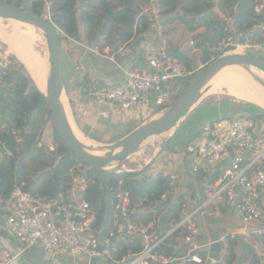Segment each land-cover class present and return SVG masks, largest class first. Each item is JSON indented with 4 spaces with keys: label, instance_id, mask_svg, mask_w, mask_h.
I'll use <instances>...</instances> for the list:
<instances>
[{
    "label": "built area",
    "instance_id": "built-area-1",
    "mask_svg": "<svg viewBox=\"0 0 264 264\" xmlns=\"http://www.w3.org/2000/svg\"><path fill=\"white\" fill-rule=\"evenodd\" d=\"M142 17L153 20L157 29L155 39L147 50L146 67L120 59L123 45L88 44L60 30L85 52L114 63L123 75L115 84H103L96 77L89 76L81 93L84 99L127 111H158L160 107L167 108L172 104L185 79L196 76L217 57L228 53L255 55L264 52V0H257L254 5L251 27L242 29L236 25H225L223 34L208 47V60L193 64L174 54L170 41L163 34L162 0H144L132 23L136 31L142 27ZM194 43V40L189 42L191 46ZM5 56V52L0 50V65L6 62ZM5 131L9 130L0 126V162L13 155L3 139ZM48 149L54 152L56 146L50 143ZM186 152L191 157L193 172L205 176L215 174L213 188L190 210L182 202L180 219L163 235L155 232L152 224L135 221L131 192L121 186L115 194L110 229L105 234H96L88 201L75 205L66 200L69 191L49 199L16 185L1 201L6 211L8 231L26 247L39 245L52 263L59 262L66 253H78L90 259L88 264H93V258H102L106 262L112 260L115 264H203L206 259L202 253L205 245L197 242L200 227L196 215L212 202L223 201L244 222L264 217V120L238 116L208 121L198 138L186 146ZM165 175H168L169 189L161 195V199L169 198L179 181L177 173ZM175 231H180L177 245L183 248L182 255L167 254L162 249L166 238ZM252 232L263 236L264 227ZM243 234L248 235V232ZM137 238L142 243L141 248L136 252L129 249L116 262L113 259L114 246ZM17 261V255L0 242V264H18Z\"/></svg>",
    "mask_w": 264,
    "mask_h": 264
},
{
    "label": "crops",
    "instance_id": "crops-1",
    "mask_svg": "<svg viewBox=\"0 0 264 264\" xmlns=\"http://www.w3.org/2000/svg\"><path fill=\"white\" fill-rule=\"evenodd\" d=\"M46 4L48 5V2H46ZM116 5L118 6V8L126 6L131 8L134 12H138L142 4L141 0H116ZM216 8L218 13L217 16L224 17L227 20L226 23L224 25H213L211 23V20L213 18L212 17L208 20L209 22L207 26L205 24H202L195 31H192L190 29L192 23H184L179 19L165 22L166 19L171 18L174 15H184L186 17H192L178 10L177 5L174 12L170 14L163 13V34L170 41L174 54L185 55L188 57L190 52L188 53L187 50L191 47L189 42L190 40H193V37H199L201 39L205 38L206 40L210 38L212 39L211 42H208L201 47H197L195 43L193 51H200L201 48L205 47L206 45L209 47V45L212 44L216 40V38L222 34L225 25H235V16L238 13L237 5L234 7L225 6L222 0V4L219 3ZM164 9H166V7ZM186 10L187 9L185 8V11ZM208 11H203V13H206ZM232 11L235 13L234 15H230ZM112 24L114 28L109 38H106L105 34L97 33V35L92 40H87L84 38L83 27L82 24H80V41L88 44L103 43L111 44L113 46L123 45L124 49L123 52L119 55L120 59H123L126 62L129 61L135 64H139L142 67H146L145 58L147 50L153 43L156 36V23L151 20L148 27H142L137 31L132 26L130 27V25V29H128L127 25H123L121 23L112 22ZM104 26H106V24H104ZM212 36H215V38H213ZM71 46L73 47L72 52H65L64 54H60L62 73L64 77V89L73 117L71 121L79 135L80 132H82L87 133L95 139H101L103 136H105L106 132L111 131V128L113 127L110 121L107 120V116H109L111 113L118 114V120H126V117H120L121 114L119 113L121 111L128 112L131 116L132 112L127 110L123 111L115 106L99 103L93 99H84L81 93L89 76L96 77L103 84H115L122 79L123 75L116 67V65L111 61H108L92 53L85 52V50L74 41L71 42ZM184 46H186V48H183ZM208 47H206L205 49H208ZM5 55V58L7 59L5 63H10L12 59L9 60L6 52ZM16 58L15 62H20L19 59H17L16 61ZM16 63L15 67L20 70L17 67ZM77 66L81 68L77 69ZM67 92L73 100L75 114L70 104ZM12 100V97L8 96V101L12 102ZM203 106L205 105L203 104ZM213 111H217V115H219V117L247 116L243 110L233 109L228 105H220L217 109H209L208 107H206L204 109V112L201 111V113L205 114V116L207 117L206 122L215 119V117L208 118L209 114ZM253 115L254 114H252L251 116ZM15 124L16 123L14 115L8 109L4 110L3 112L0 111L1 127L5 129H15ZM172 140L170 141V143L172 142ZM50 143L51 142L48 139H43L38 144V146H41L42 144L48 145ZM46 151L49 150L46 149ZM160 151L161 150L156 151V153H154L142 165V168H144L152 160L154 161L147 168L145 174H147L148 176H153L158 172H163L164 174L177 173L179 175L178 186L169 196L170 203L174 204L177 201H180L181 203L184 202L187 204L189 210L196 207V205H198L203 199H205L206 196L209 195V193L212 191L215 174L205 176L193 172L191 170L192 160L190 155L186 152V147L185 150L181 153L179 149H176V147L173 146V149L170 152L167 151L168 156L166 157V159L158 163L156 159L161 154ZM52 157H54L53 159L55 161L58 160L56 159L58 157L56 154H52ZM45 170L51 171L52 168H46ZM82 173L84 172L81 170V174L73 178L71 186L72 189H69L67 195L68 201L75 205L86 200L87 194L95 195L93 190H89V185L93 184V182L88 181L85 177H83ZM102 194L103 196H105L106 200H108V191L104 189L102 190ZM2 199L3 197L0 194V211H2V213H0V242L13 254L17 255L18 264H88L90 262V259H88L84 254L66 253L60 257L59 262L52 263V261H50L44 254L42 248L39 245L36 244L31 247H26L21 240H19L14 235H11L8 231L6 224V211L3 209L1 204ZM109 204L112 205V201H109ZM147 207H150V210H145ZM165 212L166 210L164 209L157 212V210L153 209L151 207V204L149 205V203H147L145 200H142L138 204V206L133 208L135 221L137 223L152 224L154 226L155 232H158V225L160 224V220ZM174 214L175 213L169 214L164 222L168 223L169 218H171V216ZM98 216L99 206L92 205V224L93 222H95ZM196 218L200 227V233L197 236V242L201 245H205L202 253H204L206 258L209 251L208 246L211 242H213L214 240L224 242V246L222 247L220 252L221 258L218 262H214V264H264V235L261 236L252 232L256 228L264 227V217L258 221L244 222L242 218L234 210L229 209L223 201H214L203 212L198 213L196 215ZM104 221L105 219L103 218V221H101L100 229H98L97 226H93L94 233L102 234V229L106 225ZM110 227L111 221L109 220L107 229L109 230ZM244 231H247L248 235L243 234ZM168 237L171 238V242L169 243L172 246L171 253L182 255L183 248L177 245L180 234L179 236L177 234H175L174 236L170 234ZM229 240H233L234 242L233 258L227 256L226 246ZM131 245L132 247L130 249L134 247L137 248L138 246H141L142 243L140 239L137 238L136 242H132ZM125 254L126 253L124 252V247L121 243L114 246L113 259L116 260V262L120 261ZM92 263L106 264V260L98 258L96 262ZM203 264H205V262Z\"/></svg>",
    "mask_w": 264,
    "mask_h": 264
},
{
    "label": "trees",
    "instance_id": "trees-1",
    "mask_svg": "<svg viewBox=\"0 0 264 264\" xmlns=\"http://www.w3.org/2000/svg\"><path fill=\"white\" fill-rule=\"evenodd\" d=\"M24 10H29L35 14H43L48 2L51 19L56 26L66 33L69 37H74L80 40V24L83 27L84 38L92 40L98 33L105 34L109 38L113 31L112 22L127 25L128 29L133 27L134 12L129 7L118 8L116 0H19L15 4L12 0H5ZM257 0H223L225 6H238V13L235 16V25L239 28L246 29L252 25L253 9ZM82 3L83 5H78ZM222 4V0L220 2ZM163 13L170 14L175 11L176 4L173 0H162ZM166 7V9H164ZM211 6L199 8L198 6L187 9V12L200 13L202 9H209ZM79 8V12H78ZM118 8V9H117ZM212 11L201 14L198 17H186L184 15L173 16L165 20H181L184 23H192L190 29L197 30L202 24L208 25V20L211 18ZM232 11L230 15H234ZM212 19L213 25L219 24L221 17ZM104 21V22H103ZM151 20L148 17H142L141 25L143 28L148 27ZM221 23V22H220ZM106 24V26H104ZM130 25V27H129ZM140 27L138 30H140ZM223 34V32H222ZM221 34V35H222ZM60 45L64 40H68L71 44V39L64 36L61 32ZM213 37V36H212ZM208 40V41H207ZM203 38L196 43L197 47H201L212 39ZM0 50L1 47H0ZM61 52V49L59 48ZM182 59L188 60L185 55H177ZM209 58V50L205 49L201 56L202 61H207ZM20 67H24L20 64ZM26 67V66H25ZM20 69V68H19ZM193 77H189L183 81L186 87ZM68 93V92H67ZM8 96L12 97V102L8 101ZM69 101L74 111V103L69 93ZM9 110L15 118V129H10L3 133V139L13 151V155L0 162V194L3 198L7 197L14 186L21 185L25 191H29L34 195H39L46 198H54L60 193H67L72 186L74 177L81 174L79 165L80 160L76 157L72 150L68 148L65 142L60 138L55 131L60 143L56 145V150L53 152L46 151L44 146L37 147L41 142L43 128L47 122L52 121V112L47 103L46 97L41 92L39 87L34 82L32 76H26L22 69L18 70L15 67L14 61L3 63L0 65V111ZM163 109L160 107L158 110ZM75 114V111H74ZM41 115L42 121L40 128L35 124H31L32 119ZM258 119L264 120V113L258 114ZM173 138V137H172ZM169 139L168 143L172 140ZM23 148V149H22ZM22 149V151H20ZM161 152V151H160ZM52 154H56L59 159L55 165V160ZM152 160L147 166L138 171H86L82 173L88 181L93 182L89 185V190H93L95 195L87 194L86 201L90 206H99V216L93 222L92 226L101 227V221L105 219L106 225L102 229V234L108 231V223L111 221V212L115 194L121 186L131 192L132 207L145 200L155 210H166L165 214L158 225V233L165 234L172 228L180 219L181 202L177 201L174 204L170 203V198L161 199V195L169 189L168 175L163 172H158L153 176L145 174L147 168L153 163ZM46 168H52L51 171H46ZM93 175H95L93 177ZM212 180V179H211ZM122 181V184H120ZM108 191V200L102 194V190ZM100 194V196H99ZM68 201V199H66ZM112 201V205L109 204ZM106 204V205H105ZM101 213V214H100ZM168 223L164 222L166 217L171 214ZM133 216L135 214L133 213ZM106 231V232H107ZM180 231H175L172 236ZM132 242L136 240L121 243L124 247V252L127 254L132 247ZM171 238L167 237L162 247L167 254L171 253L172 246L169 244ZM141 246L132 248L133 252L138 251ZM227 256L234 257V242L229 240L226 246ZM106 264H115L112 260ZM196 264V263H193Z\"/></svg>",
    "mask_w": 264,
    "mask_h": 264
},
{
    "label": "water",
    "instance_id": "water-1",
    "mask_svg": "<svg viewBox=\"0 0 264 264\" xmlns=\"http://www.w3.org/2000/svg\"><path fill=\"white\" fill-rule=\"evenodd\" d=\"M0 18H11L42 30L48 48V60L50 64L49 76L47 79L46 93L41 92L46 97L47 103L52 112V123L55 131L65 142L70 150L80 160L79 168L83 171H112L120 172L121 164L150 137L161 135L174 129L198 104L203 88L209 78L231 65L248 64L264 71V61L251 53H228L217 57L207 64L202 71L178 94L173 103L167 107L166 112L159 118L134 129L123 138L108 145L107 150H100L93 145L82 142L76 136L67 112V102L64 96V77L60 59V29L52 21L51 17L44 14H35L29 10H24L6 1L0 0ZM254 118L258 114L253 115ZM94 148V151H89ZM97 151V152H96ZM100 151V152H98ZM59 159V158H58ZM118 162L115 170L106 169V166L113 162ZM58 160L55 161V165ZM145 210H150L147 207ZM2 213V211H0ZM224 246L223 241L214 240L209 244L208 256L205 264H214L221 258L220 252ZM93 258L91 261L96 262Z\"/></svg>",
    "mask_w": 264,
    "mask_h": 264
},
{
    "label": "rangeland",
    "instance_id": "rangeland-1",
    "mask_svg": "<svg viewBox=\"0 0 264 264\" xmlns=\"http://www.w3.org/2000/svg\"><path fill=\"white\" fill-rule=\"evenodd\" d=\"M5 1V0H3ZM19 0H12V2L15 4ZM38 1V0H36ZM220 0H174V3L177 5L178 10L184 12L185 14L189 16H195L198 17L201 14H203V11H212L211 13V18L212 19H218L217 17V8L216 6L219 4ZM144 0H141V4H143ZM78 5H83L82 3H78ZM198 6L199 8H204L205 6H211L209 9L205 8L202 9L200 13H193V12H187L185 11L186 9H190L193 7ZM221 8V7H220ZM45 16L51 17L50 9L48 5L46 4L44 13ZM226 16V15H225ZM226 19L224 17H221V23L219 24H225ZM104 22V21H103ZM0 29L4 30L7 34L13 35L15 37L18 32L23 31L26 29V25L21 23V21L11 19V18H0ZM17 32V33H16ZM36 31V38L33 43V49L35 50L36 54L41 57V61H43V64L47 67L48 71L50 69V64L48 60V48H47V42L45 39V36L43 35L42 32ZM99 32V31H98ZM97 32V33H98ZM60 33V32H59ZM165 36V35H164ZM216 36V35H215ZM213 36V38H215ZM195 43L200 42L202 39L193 37L192 38ZM195 43L187 50L189 54L188 56V62L190 64L193 63H198L201 62V56L203 55V50L208 47L207 45L205 47H202L200 51H193V48L195 47ZM0 47L1 49L7 53L9 60L12 59V61L15 62L17 59H19L20 62L16 63L17 67L22 69V72L28 76L30 73L28 72L27 68L25 67H20V64H24L21 59L16 55L14 50L10 47L9 44L3 42V40L0 38ZM61 52L60 54H64L65 52H72L73 47L71 46L70 42L68 40H64L61 45H60ZM255 55L264 61V52H257ZM230 67V68H229ZM229 67H226L222 72H224L222 75L225 76H231L232 74L236 73H246L252 80H255V72L256 68L255 67H246L245 65H231ZM201 72V71H200ZM198 72L196 76L200 73ZM31 76V75H30ZM194 76L193 79L196 77ZM192 79V80H193ZM216 80V79H215ZM214 80V81H215ZM256 81V80H255ZM214 83V82H213ZM210 85V84H209ZM184 85H181L178 94H180L183 89ZM65 91V89H64ZM65 100L68 103V98L66 95V92H64ZM176 96V97H177ZM175 97V99H176ZM174 99V100H175ZM173 103V102H172ZM229 103V104H228ZM203 104L205 106H203ZM209 104V105H208ZM220 105H225L232 107L233 109H239L243 110L247 116H251L252 114H259V113H264V108L260 107L259 105L250 102V101H245L243 99L237 98L235 96H232L229 93H226L224 91H216V88L214 84L210 88L209 92L207 95H205L198 104L195 106V108L188 114L186 118H184L170 133H165L161 135H156L153 137H150L147 139L139 148L136 152L132 153L122 164H121V169L126 170V171H138V169L142 168V165L154 154L156 151L161 150V154L158 156L156 161L162 162L166 159L168 156V152H170L173 149V146L176 147V149H179L180 152L182 153L185 150V147L195 139L198 138L201 129L204 125V123L207 120V117L205 114L201 113V111L204 112V109L208 107L209 109L215 108L217 109L218 106ZM69 106V105H68ZM166 106V105H165ZM164 106V107H165ZM166 108H163L158 111H153V110H138L134 109L131 110V116L130 113L128 112H120L121 114L120 117L125 118L126 120H118L119 116L118 114H110L107 116V120L110 121L112 124V130L106 132L105 136H103L101 139H95L92 136L88 135L87 133H82L80 132V136L82 139L85 141L86 144L88 145H93L97 147L98 149L102 150H107L108 145L113 144L117 140L123 138L126 136L128 133L133 131L134 129L148 123L149 121H152L157 117V115ZM200 109V110H198ZM122 110V109H120ZM124 111V110H123ZM70 114L72 117V113L70 110ZM127 115V116H126ZM129 117V118H128ZM209 117H215V119L219 118V115H217V111H213L212 113L209 114ZM42 116L39 115L37 118L32 119L30 121L31 124H35L37 128H40L41 121H42ZM73 118V117H72ZM43 134H42V139H48L54 146L58 145L60 143V140L55 134V129L53 126L52 121L47 122V124L43 128ZM10 130V129H8ZM79 135V134H78ZM173 137V138H172ZM172 138V142L168 143L169 139ZM90 142V143H89ZM49 145V144H48ZM47 144H42L46 149H48ZM42 146H37L42 147ZM23 149V148H22ZM22 149L20 151H22ZM49 150V149H48ZM97 152V151H96ZM100 152V151H98ZM58 159V157L56 158Z\"/></svg>",
    "mask_w": 264,
    "mask_h": 264
},
{
    "label": "bare ground",
    "instance_id": "bare-ground-1",
    "mask_svg": "<svg viewBox=\"0 0 264 264\" xmlns=\"http://www.w3.org/2000/svg\"><path fill=\"white\" fill-rule=\"evenodd\" d=\"M26 25V29L20 32H16L17 35L13 37V35L7 34L4 30L0 29V38L3 42L10 45V47L14 50L16 55L23 61L24 65L26 66L28 72L32 76L36 85L46 93V86H47V79L49 76V71L47 67L41 61V57H39L35 50L33 49V43L36 38V31L42 32L41 29L21 22ZM39 32V33H40ZM246 67H255L253 65L242 64ZM229 67V66H228ZM230 68V67H229ZM257 70L255 74V80H252L246 73H236L232 74L231 76L222 75V72L225 68L217 72L216 74L212 75L208 82L205 84L201 97L202 99L205 95L208 94L210 88L214 84L216 91H224L226 93L231 94L237 98L243 99L245 101L253 102L260 107L264 108V71L260 70L259 68L255 67ZM222 74H219L221 73ZM216 79V80H215ZM215 80V81H214ZM214 82V83H213ZM210 84V85H209ZM167 108L162 110L155 119L159 118L166 112ZM67 112L69 116V121L71 126L78 137L79 140L85 142L80 135H78L71 119L70 115V108L67 103ZM153 119V120H155ZM152 120V121H153ZM170 130L167 133H170ZM165 134V133H164ZM153 137V136H152ZM90 143V142H89ZM101 149V148H100ZM94 148H90L89 151H94ZM118 168V162L113 161L106 166V169L115 170Z\"/></svg>",
    "mask_w": 264,
    "mask_h": 264
}]
</instances>
